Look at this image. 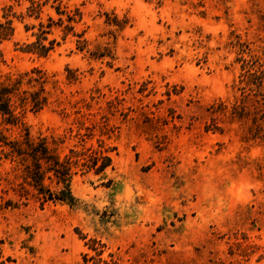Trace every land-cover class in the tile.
Wrapping results in <instances>:
<instances>
[{
  "label": "rangeland",
  "instance_id": "rangeland-1",
  "mask_svg": "<svg viewBox=\"0 0 264 264\" xmlns=\"http://www.w3.org/2000/svg\"><path fill=\"white\" fill-rule=\"evenodd\" d=\"M64 2L80 12L75 31L55 28V51L40 58L22 51L38 32L25 29L39 24L29 0H0V20L8 5L26 15L0 43V76L47 72L49 104L23 122L35 136H66L63 156L92 129L85 145L104 141L113 164L76 170V207H0L5 256L264 264V93L243 76L245 60L264 65V0Z\"/></svg>",
  "mask_w": 264,
  "mask_h": 264
},
{
  "label": "trees",
  "instance_id": "trees-1",
  "mask_svg": "<svg viewBox=\"0 0 264 264\" xmlns=\"http://www.w3.org/2000/svg\"><path fill=\"white\" fill-rule=\"evenodd\" d=\"M27 17L39 21L38 25H25L27 32L35 29L32 36L36 40L26 44L24 53H31L40 58H47L55 51L57 40H49L55 28H64L67 33L75 31L77 16L70 10L64 0H29ZM53 10L58 16L47 14V23L43 22L42 14L46 9ZM26 15L18 14L14 6L8 5L3 9L0 20V43L11 40L16 34L15 21L23 23ZM48 42V44H47ZM246 84L255 86L258 93H264V65L259 58L246 61ZM70 83L78 80L68 78ZM47 72L40 68L16 76H0V207L18 209L37 203L41 208L49 204H65L76 207L78 199L72 191V182L78 174L95 171L104 175L112 166L113 159L109 155L110 148L104 141H99V147L85 145L88 134L78 132L75 138L78 145L62 155L61 145L66 136L48 138L43 135L35 136L31 129L23 122V115L27 111L39 113L49 104L50 83ZM245 81V80H244ZM264 95V94H263ZM3 127V128H2ZM19 129L17 134H6ZM72 133L73 129L70 128ZM83 143V144H82ZM4 242L0 240V264H14L15 260L6 257Z\"/></svg>",
  "mask_w": 264,
  "mask_h": 264
}]
</instances>
